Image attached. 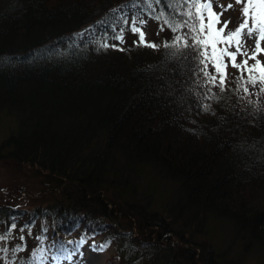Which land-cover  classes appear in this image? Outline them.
I'll list each match as a JSON object with an SVG mask.
<instances>
[{"label": "trees", "instance_id": "trees-1", "mask_svg": "<svg viewBox=\"0 0 264 264\" xmlns=\"http://www.w3.org/2000/svg\"><path fill=\"white\" fill-rule=\"evenodd\" d=\"M187 10L182 0H0V161L46 177L34 203L0 205L10 239L0 264H41L98 236L116 248L107 264H242L252 251L264 264L261 86L243 91L233 67L214 87L192 49L138 46L122 22ZM186 31L165 25L159 45Z\"/></svg>", "mask_w": 264, "mask_h": 264}, {"label": "snow or ice", "instance_id": "snow-or-ice-1", "mask_svg": "<svg viewBox=\"0 0 264 264\" xmlns=\"http://www.w3.org/2000/svg\"><path fill=\"white\" fill-rule=\"evenodd\" d=\"M217 0H182L184 5L188 6V10L181 15V19L175 20L161 16L163 18V31L166 25L172 32H183L182 35H175L171 42H165L159 45L155 42L146 39V33L140 27L135 26L133 22L130 31L138 36V39L133 43L138 46L149 47L158 50L161 46L169 49V55L182 54V49H192L196 53L198 64L202 67L200 72L207 79V83L218 87L221 90L225 88L227 73L225 69L227 64L231 63L234 68L241 72V76L237 78V83L243 88V91L248 92L245 84L256 86L259 84L260 91L264 92V62H261L257 57L264 53V48L261 47V42H264V0H235V4L241 5L242 22L235 29H228L231 21H221V16L228 9L233 8V4H228L226 7H220L221 11L216 12L213 8ZM128 24L127 20L122 21ZM141 24L144 21L140 22ZM123 29L115 33L112 39L124 43ZM82 35V34H81ZM255 38V47L249 54L246 45V38ZM191 40V43L189 42ZM102 47L118 48L117 44H103ZM230 49H235L231 51ZM123 51V48H118ZM243 57L240 63H237V57ZM227 57V62L225 61ZM249 60L254 63L249 65ZM209 65L213 71H209ZM247 72V80L244 73ZM259 73V75H256ZM210 91V89H209ZM207 107V106H205ZM3 239V237H0Z\"/></svg>", "mask_w": 264, "mask_h": 264}, {"label": "rangeland", "instance_id": "rangeland-1", "mask_svg": "<svg viewBox=\"0 0 264 264\" xmlns=\"http://www.w3.org/2000/svg\"><path fill=\"white\" fill-rule=\"evenodd\" d=\"M217 3L225 7L230 3L233 4V8L228 9L221 16V21H231V23H229L228 25V29H235L239 25V23L242 22L241 5L235 4L234 0H217V2L213 5V8L216 12L221 11L220 7L217 6ZM148 18V16H145L142 20H130L128 27L131 28L133 22H135V26L142 28V30L146 33V39L148 41L160 44L162 42V40L160 39L162 36L161 26L163 25V22L161 21V19L158 22H156L155 20L154 22H148ZM141 21H144V23L141 24ZM255 43L256 40L254 37L251 39L246 38L245 47L247 48L249 54H251L252 50L254 49ZM261 47L264 48V42H261ZM230 50L234 51L235 49ZM257 58L261 62H264V53L260 54ZM242 59L243 57L238 56L236 62L240 63ZM225 61H227V57ZM248 63L249 65H252L254 61L249 60ZM231 68H233V66L231 65V63H228L227 68L225 69L227 73L226 86L229 85V72L231 71ZM40 172L41 171H39L36 167L17 165L12 160H1L0 205L8 203L16 206H25L27 204L30 205L34 203V201H32L31 199L38 196L43 197L44 195L41 194L45 187L44 183L46 177L44 176V173L42 174ZM223 226L224 225H221L220 228H222ZM222 231L223 230L220 229L219 234ZM226 231L228 230H224L223 232ZM0 237H3V239H0V247L7 249V247H4V245L7 246L8 240L10 239H8V237H4L2 234H0ZM11 237H14V232L12 233ZM101 240V236H98L94 241H89L84 238H80L79 240L76 239L73 241V243H69L65 246V248L68 250V252L67 250H65L66 255H64L63 257L49 255L46 260L42 261L41 264H107L108 261L113 257V255H115L116 248L113 244L105 246L100 242ZM223 243L226 246H229L230 238L225 237ZM239 244L240 242H238V246L235 248H238ZM73 245L77 248H75ZM236 251H238V249H234V252ZM243 257V259L240 258L242 264L260 263V261L258 260L259 256L253 251L248 255H243ZM117 263L118 261L116 260L115 264Z\"/></svg>", "mask_w": 264, "mask_h": 264}, {"label": "bare ground", "instance_id": "bare-ground-1", "mask_svg": "<svg viewBox=\"0 0 264 264\" xmlns=\"http://www.w3.org/2000/svg\"><path fill=\"white\" fill-rule=\"evenodd\" d=\"M166 237H167V236L165 235V238H166ZM170 237H171V236H170ZM163 239H164V238H163ZM170 239H171L172 242H174V243L176 242V241H175V238L171 237Z\"/></svg>", "mask_w": 264, "mask_h": 264}]
</instances>
